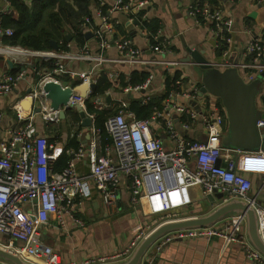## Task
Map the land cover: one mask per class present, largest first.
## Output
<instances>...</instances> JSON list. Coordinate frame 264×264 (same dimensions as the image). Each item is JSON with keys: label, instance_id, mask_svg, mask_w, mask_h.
<instances>
[{"label": "built area", "instance_id": "obj_1", "mask_svg": "<svg viewBox=\"0 0 264 264\" xmlns=\"http://www.w3.org/2000/svg\"><path fill=\"white\" fill-rule=\"evenodd\" d=\"M6 1L10 4L9 0ZM149 3L150 0H115L111 11L143 10ZM100 4L104 5L103 1L100 0ZM97 13L102 23L93 28L98 49L92 52L88 43H84L78 51L32 50L5 44L2 37L12 35L13 29L3 24V10H0V54H14L19 60H24V54L31 52L45 60L56 61L52 70L42 73L30 92L34 102L39 104L42 122L46 125L57 122L61 117V109L66 110L77 105L92 121L88 126L89 141L86 144L81 143L77 149H67L66 152L70 154L68 163L61 170H56L54 166L61 153L58 141L51 140L40 132L35 122V111L26 113L21 103H16L14 109L18 115V123L9 127L6 131L7 137L0 140V245L35 264H61L59 253L42 240L40 228L52 217L62 227L69 220L84 225V220L76 215L82 199L89 191L88 180L79 173L76 164L83 157L88 160L89 177L101 193L106 206L114 203L123 175L130 184L132 203L144 205L153 220L151 224L142 226L122 250L88 256L70 264H103L128 258L140 241L158 224L190 216L184 208L195 201L207 199V195L213 193L214 189L224 192L222 201L238 198L254 207L258 216L259 233L264 241V205L259 202L264 179L259 189L253 192V180L238 165L242 154L264 161V147L252 151L225 147L222 135L225 132L227 116L223 104L217 96L209 92L200 95L199 84L185 86L182 75L169 96L160 105H154L151 115L145 118L137 117L129 108L128 101L122 97L129 93L140 94L142 103L147 104L151 96L146 91L152 87L155 72L150 69L149 75L141 83L121 86L123 95L117 100L120 102L119 109L105 121L106 131L112 138V147L102 145L101 129L95 125L96 113L87 110L86 101L92 93L91 90H88L86 97L75 92L69 102L58 109L51 106L44 85L52 80L62 83L60 77L64 74L79 80L78 83L90 84L98 81L104 66L113 63L143 68L161 63H179L146 57L143 49L134 43L132 37L116 36L118 20H110L101 7ZM188 13L197 21L202 18L213 23L218 38L223 42H234L231 34L234 31V19L225 17L223 10L214 3L194 0L189 5ZM83 25L85 29L91 26L90 16L85 17ZM161 31L158 28L151 34L147 27L142 29L153 54H161L164 50ZM245 31L250 32L251 37L239 55L231 57L233 50L228 47L224 50V59L211 64L222 69L235 68L247 82L261 77L262 89L257 99V107L262 115L257 121V127L263 134L264 36L251 29L247 23ZM111 44L117 47L119 57L112 58L106 54V49ZM73 60L90 64L91 70L68 67V63ZM122 72L117 68L108 69V75L115 80ZM25 76L24 69L18 70L16 74H5L0 80V94L11 91ZM67 82L71 87L74 85ZM110 90L107 95H111ZM180 95L186 101H179ZM93 103L98 109L111 105L106 104L102 95L96 96ZM197 122L204 138H189L186 132ZM161 129L166 132L167 143L160 135ZM213 236L226 243H240L250 258L264 264V255L251 243L247 235L245 212L231 214L215 225L168 232L156 241L154 249L157 252L177 239L203 237L210 240ZM150 253L146 252L140 264H154V255ZM0 264L11 263L0 259Z\"/></svg>", "mask_w": 264, "mask_h": 264}, {"label": "crops", "instance_id": "obj_2", "mask_svg": "<svg viewBox=\"0 0 264 264\" xmlns=\"http://www.w3.org/2000/svg\"><path fill=\"white\" fill-rule=\"evenodd\" d=\"M9 1L10 4L6 0H0V10H3V19L7 12H11V14L17 16V12L11 6L12 1ZM26 1L30 2L31 0ZM101 1H103L104 5L100 4V0H90L88 2L91 10V26L85 29L83 22L81 24L82 32L85 33L83 43H79L76 40L77 31L74 29L72 20L63 19L61 21L60 31L54 30L53 33L59 42L64 43L66 41L68 48L63 49L59 46L57 50L78 51L84 43H88L91 51L96 52L98 43L94 37L93 28L99 27L102 23V19L97 13L98 8L101 7L105 14L110 17V20H118L116 25L117 37L129 36L125 30L129 33L133 32L130 37L133 38L137 46L143 49L146 57H156L160 61L165 62H179L176 65H162L163 63H161L159 66L152 65L147 66V68L129 64H109L108 67L112 69L117 68L123 71L122 74L125 73L128 76L133 69H139L138 67L147 71L153 70L155 78L152 87L146 91L151 97L160 95L164 90L163 71L165 69L170 71L172 69L180 70L185 86L194 82V84H199L201 87L198 74L195 71L198 63L194 60L182 61V58L187 54L191 55V52L197 51L199 55L208 59L210 63L224 59V50L228 47L233 50L231 57L239 55L242 47L251 37V33L245 31L246 23L251 26V29H255L258 34L264 36L263 0H208L221 8L225 17H232L234 19V31L231 33L234 37L232 44L223 42L218 38L213 23L202 18L197 21L188 13L189 5L194 0H150L146 8L138 11H126L122 9L111 11V6L115 3V0ZM68 2L75 9H78V4L74 0H68ZM55 9L57 10L58 7ZM251 13H255L254 17L251 16ZM86 16L88 15L80 16V23ZM153 20L157 23L156 27L150 26V22ZM46 21H49L48 17H46ZM47 25L55 26L50 22ZM143 27H147L151 34L155 33L158 28H161L162 39L165 40H162L164 50L161 54H153L150 51L147 38L142 34ZM88 31L91 33L89 38L86 37ZM67 34L70 35L69 39L66 36ZM222 45H224L223 49ZM50 49H53V47H50ZM106 54L112 58L119 57L118 49L114 44H111L106 49ZM23 59L19 60L14 54H0V80L7 73L16 74L20 69L26 70L25 78L20 79L11 91L0 94V140L7 137L6 131L9 127L18 123V120L14 117L16 103L24 99L23 97L28 94L29 88L33 89L43 72L50 71L54 67L48 69V67L43 65V62L49 60L37 57L31 52L25 53ZM8 61H12V65ZM28 62H31V64H28ZM55 63L56 61L54 60V65ZM68 67L75 70H91V65L83 61L73 60L68 63ZM60 79L62 82L69 81V83L74 84L73 86L79 84V80H74L70 75L64 74ZM110 92L113 103L118 102L117 100L123 95V92L112 93V90ZM122 98L125 99L124 95ZM178 100L186 101L182 95L178 97ZM111 101L109 103L107 101L106 104H111ZM119 104L120 102L113 106L111 105L115 112L119 109ZM36 107H39V104L34 102L32 110L26 109V113L36 112L35 122L40 132L47 135L51 140H57L61 153L65 151L68 159L70 154L66 152L67 149H76L74 147L76 142L78 147H80L81 143L86 144L89 141L88 135L90 130L88 126L83 125V118L80 116L77 107L67 108L64 117H60L59 121L50 123L49 125L42 122L39 111H36ZM69 110L77 111L79 117H75L73 113L68 112ZM65 118V126L62 127L61 123H63ZM199 129V123H194L193 128L187 131L186 135L192 139L204 138V134ZM160 135L165 140V143H167V135L163 129H161ZM72 139L75 141H71ZM106 146L112 147V143ZM261 147H263V144ZM68 159L66 163H68ZM223 162L225 163V160ZM238 162L239 169L247 172L253 180L252 191L255 192L259 189L264 179V161L255 160L249 154H242ZM76 164L79 173L88 180L89 191L82 199L76 212V215L84 220V225H78L73 220H69L66 226L62 227L55 217H52L40 228L42 240L59 253L61 264L79 262L92 255L111 254L120 251L128 245L142 226L151 224L153 220V217L147 213L144 205L132 203L130 184L123 175L116 191L114 203L106 206L103 203L101 193L89 177V164L86 157L77 160ZM260 198L264 202V189L261 192ZM213 207L214 205L207 198L195 201L190 208L185 210L189 212L188 215L194 216L207 213ZM154 244L148 249V252L154 255V264H262L250 258L240 243H226L217 236H213L210 240L203 237L173 240L157 252L154 249Z\"/></svg>", "mask_w": 264, "mask_h": 264}, {"label": "water", "instance_id": "obj_3", "mask_svg": "<svg viewBox=\"0 0 264 264\" xmlns=\"http://www.w3.org/2000/svg\"><path fill=\"white\" fill-rule=\"evenodd\" d=\"M254 15L255 13H251L252 17ZM66 36L68 39L70 38L69 34ZM90 36L91 33L88 31L86 37L89 38ZM50 43L53 49H59L56 40H50ZM189 60H194L198 63L195 71L201 84L200 95L209 92L217 96L225 108L227 128L222 137L223 145L229 148L251 151L258 150L262 144L264 147V133L261 134L257 127V121L262 115L257 107L256 100L261 89V77L259 76L255 80L247 82L240 76L237 69H222L213 66L208 59L199 55L197 51L191 52V55L187 54L182 58V61ZM8 62L12 65V61ZM96 89L97 82L94 81L90 84L81 82L71 87L67 81L59 83L52 80L44 85V90L47 93L46 96L50 100L51 106L55 109H58L61 105H66L75 92L80 96L86 97L88 90L94 92ZM31 91L32 89L29 88L26 97L20 101L22 107L27 110H32L34 106L33 96L30 95ZM111 98L110 94L107 95L108 103L111 101ZM77 108L80 116L83 118V125L90 126L92 121L87 117L86 112L79 105H77ZM36 111H40V107H36ZM60 115L61 117L65 116L64 109H61ZM14 117L18 119L17 113L14 114ZM220 164L221 160L218 162V165ZM223 195L224 192L214 189L213 193L207 195L209 202L214 205L213 209L202 215H191L180 219L164 221L158 224L140 241L128 258L103 264H140L148 249L168 232L215 225L231 214L240 212L246 213V231L249 240L264 255V241L259 233L258 216L254 207L245 200L238 198L222 201ZM0 259L11 264H35L2 245H0Z\"/></svg>", "mask_w": 264, "mask_h": 264}, {"label": "trees", "instance_id": "obj_4", "mask_svg": "<svg viewBox=\"0 0 264 264\" xmlns=\"http://www.w3.org/2000/svg\"><path fill=\"white\" fill-rule=\"evenodd\" d=\"M14 11L17 12V16L7 12L4 15V25L13 28L12 35H4L2 41L11 44V45H20L24 48L34 49V50H49L51 47L50 40L56 39L54 35V29H52L47 24L50 22L54 27L60 31L61 21L63 19H70L74 23V29L77 31L76 40L79 43H83L85 40V33L82 32L80 23V16L88 15L91 16V10L89 8L88 2L90 0H74L78 4V9H75L68 0H31L27 2L26 0H11ZM58 7L56 10L55 8ZM48 17L49 21H46ZM46 21V22H45ZM150 26L156 27V21H151ZM127 35L131 36L133 34L125 30ZM58 41V40H57ZM61 48L67 49V43L59 42ZM222 49L224 45H222ZM38 64V63H37ZM36 64V65H37ZM43 65L52 68L54 65V60L50 59L49 61H44ZM104 66L101 69L100 76L97 81V89L92 92L89 99L86 101L87 110L89 112L96 113L95 125L101 129V141L104 147L112 143V138L108 134L105 128V121L107 118L112 115L115 110L112 109L113 105L118 102L113 103L107 108L98 109L93 103V99L102 95L106 100L107 91L112 90V93H121V86L127 84H138L145 80L149 75L150 71L144 70L140 67L139 69L135 68L131 71L130 75L125 73L121 74L118 79H113L108 75V69L110 67ZM164 75V90L160 95L152 96L150 101L147 104L142 103V95L140 94H131L124 95L125 99L129 102V108H131L139 118L149 117L153 111L154 105H160L162 100H164L170 93V91L176 87V81L182 78V73L178 69H172V71L165 69L163 71ZM77 83V82H76ZM111 106V107H110ZM71 114L73 113L75 117H79V114L75 110H69ZM71 141H75L72 139ZM76 149L78 144L74 145ZM68 155L65 154V151L62 152L57 158L55 168L56 170H61L67 163Z\"/></svg>", "mask_w": 264, "mask_h": 264}, {"label": "rangeland", "instance_id": "obj_5", "mask_svg": "<svg viewBox=\"0 0 264 264\" xmlns=\"http://www.w3.org/2000/svg\"><path fill=\"white\" fill-rule=\"evenodd\" d=\"M52 29H54V30H58L56 27H54V26H50ZM192 84H194V82H191ZM220 103H221V101H220ZM68 119H70V117H68ZM65 121H66V118L63 120V123H61V125H62V127H64L65 126ZM226 128H227V123H225V125H224V130H226ZM222 137H223V135H222ZM222 140H223V138H222ZM259 202L262 204V205H264V202H263V200L260 198L259 199ZM192 204H194V203H192ZM191 204V205H192ZM191 205H189V206H187L186 208H184V209H187V208H190V206Z\"/></svg>", "mask_w": 264, "mask_h": 264}, {"label": "flooded vegetation", "instance_id": "obj_6", "mask_svg": "<svg viewBox=\"0 0 264 264\" xmlns=\"http://www.w3.org/2000/svg\"><path fill=\"white\" fill-rule=\"evenodd\" d=\"M256 100H257V98H256ZM223 108H224V106H223ZM224 110H225V108H224Z\"/></svg>", "mask_w": 264, "mask_h": 264}]
</instances>
